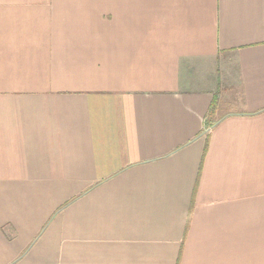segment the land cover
Masks as SVG:
<instances>
[{
  "label": "crops",
  "instance_id": "obj_1",
  "mask_svg": "<svg viewBox=\"0 0 264 264\" xmlns=\"http://www.w3.org/2000/svg\"><path fill=\"white\" fill-rule=\"evenodd\" d=\"M0 264H264V0H0Z\"/></svg>",
  "mask_w": 264,
  "mask_h": 264
},
{
  "label": "trees",
  "instance_id": "obj_2",
  "mask_svg": "<svg viewBox=\"0 0 264 264\" xmlns=\"http://www.w3.org/2000/svg\"><path fill=\"white\" fill-rule=\"evenodd\" d=\"M215 112V106L212 105L210 107V111L208 112L207 118H206V124H208V126H213L216 122L213 121V113Z\"/></svg>",
  "mask_w": 264,
  "mask_h": 264
}]
</instances>
